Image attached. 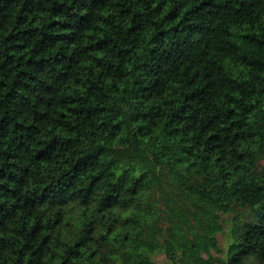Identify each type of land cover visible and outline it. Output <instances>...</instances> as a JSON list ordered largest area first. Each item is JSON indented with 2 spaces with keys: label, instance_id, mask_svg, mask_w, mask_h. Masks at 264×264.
<instances>
[{
  "label": "trees",
  "instance_id": "obj_1",
  "mask_svg": "<svg viewBox=\"0 0 264 264\" xmlns=\"http://www.w3.org/2000/svg\"><path fill=\"white\" fill-rule=\"evenodd\" d=\"M263 162L264 0H0V264H264Z\"/></svg>",
  "mask_w": 264,
  "mask_h": 264
},
{
  "label": "rangeland",
  "instance_id": "obj_2",
  "mask_svg": "<svg viewBox=\"0 0 264 264\" xmlns=\"http://www.w3.org/2000/svg\"><path fill=\"white\" fill-rule=\"evenodd\" d=\"M263 164H264V162H263ZM226 232H227V228H225L224 233L218 234L219 245L221 248H224L225 244H226ZM153 258H154L156 264H166V259H165L164 254H161V253L156 254L153 256Z\"/></svg>",
  "mask_w": 264,
  "mask_h": 264
}]
</instances>
